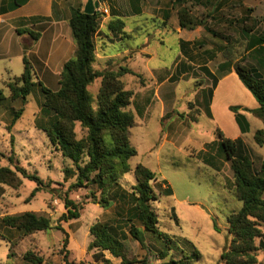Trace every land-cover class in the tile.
Returning a JSON list of instances; mask_svg holds the SVG:
<instances>
[{"label": "rangeland", "instance_id": "374dc122", "mask_svg": "<svg viewBox=\"0 0 264 264\" xmlns=\"http://www.w3.org/2000/svg\"><path fill=\"white\" fill-rule=\"evenodd\" d=\"M209 1L207 9L192 3L186 7L192 17L207 21L211 28H220L233 42L242 39L235 35L234 30L239 28L231 26L230 21H240L251 15L258 21L255 34L264 31V0ZM105 4L109 14H112L111 5L121 15L128 16L125 17L128 25L125 31L129 36L113 35L109 42L115 43V46H108L109 49H105L101 43L97 44L96 52L101 58L93 68L103 71L128 67L135 73L123 78L126 89L134 94L129 107L135 115L130 140L138 155L131 159L130 166L134 170L138 165H143L158 177L157 183H153L158 196L153 202V209L159 217V229L175 243L172 246L177 249L172 254L173 258L181 261L180 264H223L220 258L231 240L228 218L242 208V203L235 197L233 172L230 163L218 153V141L221 135L233 140L242 136L254 153L255 167L259 168L264 162V145L256 144L254 135L257 130L264 129V119L252 112H242L250 124L249 133L242 135L230 110L231 106H239L257 111L259 103L236 74L224 77L219 71V65L226 61L222 51L228 43L216 39L204 27L192 31L182 29L178 18L180 8H173L171 0H141L140 15L134 14L129 0H105ZM167 11L171 13L169 20L165 17ZM219 24L220 27H217ZM123 37L126 38L122 41L124 45H119ZM182 40L191 43L188 57H184L180 50ZM122 46L129 47L128 55ZM245 48L244 43L237 44L233 56L235 62H243V57L247 56ZM206 51H213L214 58L208 56ZM108 55L114 58L104 62L107 59L104 56ZM180 62L191 64L193 71L173 81ZM203 67H207L220 80L212 103V117H208L201 106L202 91L212 86ZM42 84L51 90L54 88L46 81ZM100 84L101 81L97 80L89 86L95 109ZM5 93L7 99L0 102V152L4 155L0 158V168L9 167L16 171V167H20L31 175L39 176L45 183L49 182L56 192L42 191L30 198L37 184L19 173L22 180L19 188L0 185V264H31L24 258L28 252L43 259L42 264H65L66 251L70 253V262L76 264H104L103 257L112 264H121V260L109 252L102 255L95 250L89 251L92 241L90 228L97 222L111 223L117 219V209L124 207L120 195L123 189L131 191L135 184L133 175L123 176L120 180L122 188L113 190V206L108 210L88 199L93 191L100 196L96 185L71 190L75 177L72 173L67 175L66 170L70 168L73 172L72 162L55 151L46 134L36 127L37 121L43 118L41 109L45 99L38 78H35V87L21 118L14 125H11L14 114L23 104L21 100H12L7 89ZM138 110L142 112L141 115ZM194 118L197 122L193 121ZM77 132L81 137L79 126ZM209 157L210 162L207 161ZM163 181H167L172 188V195L162 194L166 186L163 185L160 190L158 184ZM66 193L76 204L84 207L80 219L61 224L68 233L66 248L63 246L65 236L61 231L24 236L2 222L5 216L31 212L58 223L66 212L60 195L65 196ZM131 208L133 204L129 202L127 209ZM133 223L141 228L140 223ZM129 224L124 229L128 235L126 244L131 259L143 260L148 250L157 254L167 248L164 240L148 233L144 237L143 249L129 234ZM261 242H257L261 247L258 260L259 264H264V246ZM194 249L200 252V259L186 261L182 258L189 256ZM162 262L158 256L151 260V264Z\"/></svg>", "mask_w": 264, "mask_h": 264}, {"label": "trees", "instance_id": "16d2710c", "mask_svg": "<svg viewBox=\"0 0 264 264\" xmlns=\"http://www.w3.org/2000/svg\"><path fill=\"white\" fill-rule=\"evenodd\" d=\"M13 1L14 8H19L30 0ZM209 2V0H171L173 8H180L178 18L182 29L192 31L198 27H204L216 39L229 44L223 47L222 53H224L226 61L219 65V71L223 75L235 73L260 106L257 111L243 109L239 106L230 107L241 134L246 135L249 133L250 124L242 112H252L257 117L264 119V76L262 73L264 72V31L261 34H255L258 21L251 15L240 21H230L231 26L239 28V30H234V33L242 39L240 42L239 39L233 42L220 28H211L207 21L192 17L186 7L187 4L192 3L207 9ZM134 9L136 14H141L139 5H134ZM248 12H252V10H248ZM103 16L105 15L102 12H96L93 15L86 14L83 9L75 10L72 13L69 25L76 45V52L63 67L58 91H53L39 82L45 96L41 114L48 120L41 118L42 120L37 121L36 127L46 134L55 151L72 162L73 172L70 168L66 170L67 175L72 173L75 177V182L70 189H87L96 185L100 196L98 197L93 191L89 193L88 199H92L102 208L108 210L113 206L111 194L115 188L121 187L120 180L123 176L132 174L134 177L135 184L131 191L123 189L120 195V202L124 207L121 206L117 209V219L111 223L97 222L91 226L92 241L89 251L95 250L102 255L104 252H109L114 258L120 259L121 264H151V260L155 256L163 261L162 264H180L181 261H176L172 255L176 253L177 248L172 246L175 243L168 234L159 229V217L153 209V202L158 199L153 186V183L158 181L156 173L143 165H138L134 170L130 166L131 159L138 155L137 149L130 140V131L135 126V115L129 110V107L134 94L126 89L123 78L126 75H135V73L128 67L103 71L93 68L94 63L98 61L95 36ZM165 17L166 20H169L171 13L167 11ZM108 27L115 37L129 36L126 35V24L120 18L111 20ZM217 27H220V24ZM20 33L30 35L31 45L40 39L38 33L31 31ZM125 40L124 37L121 39V41ZM242 43L246 46L247 56L243 57V62L241 60L235 62L233 56L236 53V46ZM190 44L184 40L180 42L184 57H188ZM206 54L211 58L215 56L213 51H206ZM23 61L22 75L0 86V102L7 99L5 93L7 89L12 100H21L23 104V107L15 112L11 125L21 118L27 99L35 87V78H37L32 63L26 57ZM202 70L211 80L212 86L202 91L203 103L201 106L207 116L212 117L211 105L219 78L212 74L207 67H203ZM192 71L191 64L180 62L173 81ZM97 80H100L101 84L95 109L89 94V86ZM138 114L141 115L142 112L138 110ZM193 121L197 122V119L194 118ZM78 126L82 133L81 137L77 132ZM254 140L259 146L264 145V129L256 131ZM218 153L230 163L234 178V194L237 200L242 203V208L228 218V233L231 240L222 253L220 261L223 264H259L258 252L261 247L257 242L261 240L260 244L264 246V162H261L259 168L255 167L254 153L242 138L233 140L221 135L218 141ZM3 157L4 155L0 152V158ZM210 160L211 157L207 159L208 162ZM18 173L23 178L37 184L30 198H34L42 191L56 192L49 182L45 183L39 176L31 175L20 167H16V171L9 167L0 168V185L19 188L22 185V180ZM163 185L166 188L162 190ZM158 187L162 190V194H173L167 181L158 184ZM60 199L66 212L61 215L58 223L31 212L5 216L2 222L5 226L18 230L24 236L51 230L61 231L65 236L63 246L66 248L68 233L61 224L80 219L84 207L71 200L67 193L65 196L60 195ZM129 202L133 204V208L130 210L127 209ZM135 221L140 223L141 228L136 227V224L133 223ZM127 224H129V234L134 241L140 243L143 249H145L144 237L148 233L159 240H164L167 248L158 251L157 254L148 250L143 260L131 259L126 244L128 235L124 229ZM69 255L68 251L64 252L65 264H76L70 262ZM24 258L31 264L43 263V259L37 257L33 252L26 253ZM182 258L186 261L191 258L200 259L201 254L194 249L189 256ZM102 261L104 264H112L104 257ZM187 264L189 263L187 262Z\"/></svg>", "mask_w": 264, "mask_h": 264}, {"label": "crops", "instance_id": "0c3cea01", "mask_svg": "<svg viewBox=\"0 0 264 264\" xmlns=\"http://www.w3.org/2000/svg\"><path fill=\"white\" fill-rule=\"evenodd\" d=\"M139 1L129 0L135 15H139L134 9V5H139ZM87 2L88 0H30L22 7L14 8L13 0H0V86L22 75L23 60L26 57L32 63L39 82L46 81L48 85L54 87L53 91H58L63 67L76 52L69 21L75 10H85ZM101 7L107 8L105 0L102 1ZM112 7L110 5L112 14L103 16L95 36L96 49L97 44L100 43L105 49L108 46H115V43L109 42L113 36L108 27L111 20L120 18L124 20L126 28L128 27L125 18L128 16L121 15L116 8ZM19 31L38 33L40 39L31 45L30 35L28 33L21 34ZM119 45L124 44L121 41ZM122 48L128 55L129 47L122 46ZM97 56L98 59L101 58L100 55L97 54ZM104 57L107 58L103 60L104 62H109L111 58H114L109 55ZM131 58L129 57V59ZM233 74L235 73H227L223 76L227 77Z\"/></svg>", "mask_w": 264, "mask_h": 264}, {"label": "water", "instance_id": "95a60500", "mask_svg": "<svg viewBox=\"0 0 264 264\" xmlns=\"http://www.w3.org/2000/svg\"><path fill=\"white\" fill-rule=\"evenodd\" d=\"M99 2L100 1L88 0L84 12L89 15L95 14L96 12H98L97 8H99Z\"/></svg>", "mask_w": 264, "mask_h": 264}, {"label": "built area", "instance_id": "2783aa9c", "mask_svg": "<svg viewBox=\"0 0 264 264\" xmlns=\"http://www.w3.org/2000/svg\"><path fill=\"white\" fill-rule=\"evenodd\" d=\"M97 1H100L99 2V8H97V11L98 12H102L104 15H108L109 14L108 9L101 7V3H102L103 0H97Z\"/></svg>", "mask_w": 264, "mask_h": 264}]
</instances>
